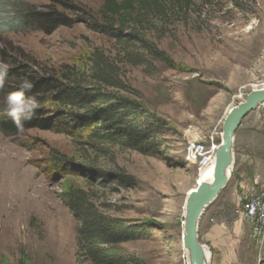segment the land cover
I'll list each match as a JSON object with an SVG mask.
<instances>
[{
	"label": "rangeland",
	"instance_id": "374dc122",
	"mask_svg": "<svg viewBox=\"0 0 264 264\" xmlns=\"http://www.w3.org/2000/svg\"><path fill=\"white\" fill-rule=\"evenodd\" d=\"M102 5L0 0V58L8 68L20 62L59 72L75 67L79 85L137 101L145 111L140 122L154 119L161 132L145 152L50 131L0 133V264H79L76 224L62 200L70 186L89 191L108 214L143 227L146 236L123 247L144 264L191 262L181 240L183 207L200 165L190 161L189 148L219 146L229 111L264 85V0L221 1L201 15L196 8L182 21L157 24L151 39L170 60L143 65L128 62L124 47L85 23L45 34L18 21L23 11L76 20ZM96 50L110 57L123 89H104L83 66ZM233 153L232 177L204 213L199 241L210 264H220L222 253H232L233 264H264V234L256 236L243 218L245 198L264 191V105L243 121ZM58 157L80 169L60 171Z\"/></svg>",
	"mask_w": 264,
	"mask_h": 264
},
{
	"label": "trees",
	"instance_id": "16d2710c",
	"mask_svg": "<svg viewBox=\"0 0 264 264\" xmlns=\"http://www.w3.org/2000/svg\"><path fill=\"white\" fill-rule=\"evenodd\" d=\"M221 1L233 0H103L98 13H86L76 20L57 12L23 11L18 21L23 27L45 34L77 22L85 23L93 32L124 47L123 56L128 62L143 65L147 59L170 60L151 39L157 24L167 23L172 18L182 21L196 12V8L201 15L205 8ZM82 62L104 89L124 88L117 68L101 50H96ZM25 77L33 84L26 95L35 96L40 107L31 121L24 122L23 131H19L10 119L0 117V133L4 136L13 138L40 130L86 137L90 142H107L138 152H145L155 145L150 140L161 132L162 126L154 119H147L146 124L140 122L145 115L140 103L117 93L82 87L75 80V67L65 66L59 72L27 63L11 64L4 86L0 88V111L5 108V97L18 91L19 83ZM57 162L60 171L80 169L63 157H58ZM104 177L108 179V175ZM62 200L76 224L79 264H144L123 247L146 236L142 226L101 210L95 197L83 188L70 186L64 191Z\"/></svg>",
	"mask_w": 264,
	"mask_h": 264
},
{
	"label": "water",
	"instance_id": "95a60500",
	"mask_svg": "<svg viewBox=\"0 0 264 264\" xmlns=\"http://www.w3.org/2000/svg\"><path fill=\"white\" fill-rule=\"evenodd\" d=\"M264 105V85L253 90L246 100L232 108L225 119L222 141L217 152L215 178L211 186L197 184L189 192L187 201V224L184 246L190 252L191 264H206L205 247L199 241V225L204 213L210 208L227 187L235 165L234 142L243 121L260 106ZM232 170L228 177L227 172Z\"/></svg>",
	"mask_w": 264,
	"mask_h": 264
},
{
	"label": "clouds",
	"instance_id": "9594fccd",
	"mask_svg": "<svg viewBox=\"0 0 264 264\" xmlns=\"http://www.w3.org/2000/svg\"><path fill=\"white\" fill-rule=\"evenodd\" d=\"M8 75V64L0 58V88H3ZM33 84L25 77L19 83V90L5 97V108L0 111V117L10 119L19 131H23L24 122L31 121L40 107L35 96L26 95Z\"/></svg>",
	"mask_w": 264,
	"mask_h": 264
},
{
	"label": "built area",
	"instance_id": "2783aa9c",
	"mask_svg": "<svg viewBox=\"0 0 264 264\" xmlns=\"http://www.w3.org/2000/svg\"><path fill=\"white\" fill-rule=\"evenodd\" d=\"M216 145L211 148H206L204 145L191 144L189 148L190 161L202 167L214 157L216 154ZM243 218L244 220L254 227L256 236L261 237L264 234V191L245 198L243 201Z\"/></svg>",
	"mask_w": 264,
	"mask_h": 264
},
{
	"label": "bare ground",
	"instance_id": "6f19581e",
	"mask_svg": "<svg viewBox=\"0 0 264 264\" xmlns=\"http://www.w3.org/2000/svg\"><path fill=\"white\" fill-rule=\"evenodd\" d=\"M220 145L219 146H216L215 149H216V154L214 155V157H212V159L210 161H208L203 167L202 169L200 170L198 176H197V181H196V185L197 184H206L208 186H211L214 182V178H215V168H216V160H217V152L218 150L220 149ZM9 149V148H8ZM12 150V149H11ZM2 152V150L0 149V153ZM1 157V156H0ZM232 173V170L230 169L228 172H227V175L228 177L230 176V174ZM197 188V186L193 189L195 190ZM192 191V190H190ZM189 197V196H188ZM188 201V199H187ZM187 201L185 202V205L183 207V211H184V224H183V233H182V237H181V240H182V243L184 245V236H185V227H186V224H187V214H188V211H187ZM185 247V246H184ZM205 249V248H204ZM185 250L188 252L189 254V251L188 249L185 248ZM205 252H206V264H210V254L208 252L207 249H205ZM190 257V256H189ZM190 259V258H189ZM188 264H191L190 260H189V263Z\"/></svg>",
	"mask_w": 264,
	"mask_h": 264
},
{
	"label": "crops",
	"instance_id": "0c3cea01",
	"mask_svg": "<svg viewBox=\"0 0 264 264\" xmlns=\"http://www.w3.org/2000/svg\"><path fill=\"white\" fill-rule=\"evenodd\" d=\"M233 259L234 255L232 253L231 255H225V253H222V255H220V264H233Z\"/></svg>",
	"mask_w": 264,
	"mask_h": 264
}]
</instances>
